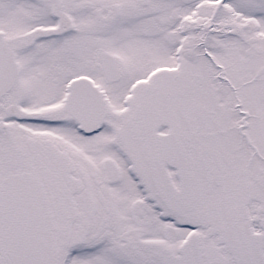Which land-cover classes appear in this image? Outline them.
<instances>
[{
  "label": "snow or ice",
  "instance_id": "1",
  "mask_svg": "<svg viewBox=\"0 0 264 264\" xmlns=\"http://www.w3.org/2000/svg\"><path fill=\"white\" fill-rule=\"evenodd\" d=\"M0 264H264V0H0Z\"/></svg>",
  "mask_w": 264,
  "mask_h": 264
}]
</instances>
